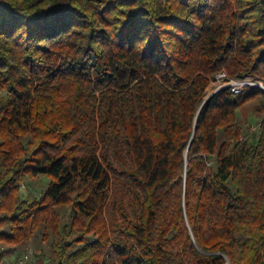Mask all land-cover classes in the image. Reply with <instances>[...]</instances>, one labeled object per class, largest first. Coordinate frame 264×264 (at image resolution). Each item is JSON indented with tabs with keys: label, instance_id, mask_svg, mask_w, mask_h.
<instances>
[{
	"label": "trees",
	"instance_id": "obj_1",
	"mask_svg": "<svg viewBox=\"0 0 264 264\" xmlns=\"http://www.w3.org/2000/svg\"><path fill=\"white\" fill-rule=\"evenodd\" d=\"M223 73L264 86V0H0V262L264 264V91L203 107Z\"/></svg>",
	"mask_w": 264,
	"mask_h": 264
},
{
	"label": "rangeland",
	"instance_id": "obj_2",
	"mask_svg": "<svg viewBox=\"0 0 264 264\" xmlns=\"http://www.w3.org/2000/svg\"><path fill=\"white\" fill-rule=\"evenodd\" d=\"M212 84L214 87L215 84H218V81H216ZM262 90L264 91V89H262ZM207 93L209 95V93H210L209 90L207 91ZM259 107H261V104L259 102L255 103V104H251L246 109H244L242 112L239 113V119H240V121L243 124L245 129L253 128V131H254L255 130L254 128H256L259 125V123L261 121V115L257 112ZM47 184H48V180L45 177H41L38 180L27 181L22 186V197H23V199L29 200V201H33L35 199H40L42 197V194L45 192V190L47 188ZM34 246H30L28 248V249L33 248L36 252L34 264H49V261L47 259H40L37 255V249L36 248H39L41 246L40 241L35 243ZM28 249L25 250L24 252H22L21 254H14L12 257H8V258H10V260H11V258H14V257L16 258L20 255H23L28 251Z\"/></svg>",
	"mask_w": 264,
	"mask_h": 264
},
{
	"label": "built area",
	"instance_id": "obj_3",
	"mask_svg": "<svg viewBox=\"0 0 264 264\" xmlns=\"http://www.w3.org/2000/svg\"><path fill=\"white\" fill-rule=\"evenodd\" d=\"M216 81H218L217 85H220L218 89L220 88H231L232 92L235 94L242 93L245 88L249 86H257L261 84L255 83V81L252 78H244V79H238V80H230L227 76V74L223 73L219 75L216 78ZM222 83V84H221ZM251 131H253V128H251ZM36 252L33 248L28 249V251L20 255L18 257L14 258H4L0 264H34Z\"/></svg>",
	"mask_w": 264,
	"mask_h": 264
},
{
	"label": "water",
	"instance_id": "obj_4",
	"mask_svg": "<svg viewBox=\"0 0 264 264\" xmlns=\"http://www.w3.org/2000/svg\"><path fill=\"white\" fill-rule=\"evenodd\" d=\"M258 87H260L261 89H264V86L261 84V85H257ZM225 89H228V88H220V89H217L216 91H214V93H212V94H209L207 97H206V99H205V102H204V105H203V107L217 94V93H219L220 91H222V90H225ZM202 107V108H203ZM228 264H230L229 262H228Z\"/></svg>",
	"mask_w": 264,
	"mask_h": 264
},
{
	"label": "bare ground",
	"instance_id": "obj_5",
	"mask_svg": "<svg viewBox=\"0 0 264 264\" xmlns=\"http://www.w3.org/2000/svg\"><path fill=\"white\" fill-rule=\"evenodd\" d=\"M220 86V85H219Z\"/></svg>",
	"mask_w": 264,
	"mask_h": 264
}]
</instances>
